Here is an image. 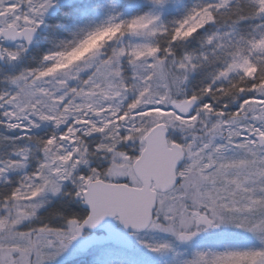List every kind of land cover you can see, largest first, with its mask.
I'll use <instances>...</instances> for the list:
<instances>
[{"label":"snow or ice","instance_id":"obj_1","mask_svg":"<svg viewBox=\"0 0 264 264\" xmlns=\"http://www.w3.org/2000/svg\"><path fill=\"white\" fill-rule=\"evenodd\" d=\"M0 264H264V0H0Z\"/></svg>","mask_w":264,"mask_h":264}]
</instances>
